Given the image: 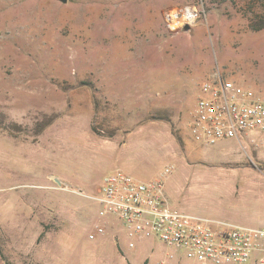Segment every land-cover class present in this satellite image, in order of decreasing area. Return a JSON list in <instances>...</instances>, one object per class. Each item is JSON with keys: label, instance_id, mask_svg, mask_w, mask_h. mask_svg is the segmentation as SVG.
Returning a JSON list of instances; mask_svg holds the SVG:
<instances>
[{"label": "rangeland", "instance_id": "obj_1", "mask_svg": "<svg viewBox=\"0 0 264 264\" xmlns=\"http://www.w3.org/2000/svg\"><path fill=\"white\" fill-rule=\"evenodd\" d=\"M174 9L201 18L172 31L166 13ZM259 20L264 0H0V264L190 261L155 237L131 239L116 216L100 217L93 197L118 170L147 183L174 165L164 179L171 208L262 225L254 190L264 187V164L258 171L251 163L264 162V149L248 140L247 152L237 141L231 147L256 173L238 191L223 174L220 142H197L189 130L200 85L218 70L264 97V29H252ZM133 130L125 160L79 153L88 131ZM164 144L186 147L184 163ZM98 225L106 234L89 239Z\"/></svg>", "mask_w": 264, "mask_h": 264}, {"label": "built area", "instance_id": "obj_2", "mask_svg": "<svg viewBox=\"0 0 264 264\" xmlns=\"http://www.w3.org/2000/svg\"><path fill=\"white\" fill-rule=\"evenodd\" d=\"M200 18L194 9L166 13L172 31L197 25ZM189 127L194 140L206 145L236 139L246 152L244 140L264 149V97L218 70L201 83ZM172 170L173 166L165 168L159 178L147 183L120 170L105 175L99 195L93 197L101 205L100 217L116 216L131 239L155 237L197 264L247 263L254 258L264 264V228L192 215L169 206L164 179ZM105 234L106 229L98 225L89 239Z\"/></svg>", "mask_w": 264, "mask_h": 264}, {"label": "crops", "instance_id": "obj_3", "mask_svg": "<svg viewBox=\"0 0 264 264\" xmlns=\"http://www.w3.org/2000/svg\"><path fill=\"white\" fill-rule=\"evenodd\" d=\"M142 128H143V126L138 129L139 132H148L147 130H144ZM189 130H190V127H189ZM137 131L133 130L129 134H127L126 136H122V135L118 134V135H110L108 137H99L97 135H93L91 132L88 131L83 137L84 139L85 138L87 139V143L82 142V144L80 146V141H78L79 153L84 158H88L89 160H97L98 162L102 159L105 162H114V161L125 160V155L123 153H124V150L127 148L128 138L131 135H134ZM149 133H152V132H149ZM152 134L155 135V133H152ZM144 137L145 136L140 135V138H144ZM84 139H82V140H84ZM235 141H237V140L231 139V140L221 141L219 143L217 150L219 151V153L221 155L228 157V161H226V163L223 164V174L225 175L226 180L230 181V183L234 186V188L239 191L241 184H246V183L253 184L252 182L255 179L256 173L254 171H252L253 169L251 167L245 168V166L243 164H241V162H239L236 158H234L231 147L233 146V144H236ZM164 145L166 147L165 154H168V156L171 159H181L182 162L184 163V160H185L184 154L186 151V147H184L183 152H181L180 150L174 149V145H172V149H169L168 145H166V144H164ZM184 146H185V143H184ZM102 147L106 149V152L103 154H101L99 152V150ZM263 164H264V162L259 163L255 166L251 163L252 167L258 171L263 170V168L261 167V165H263ZM170 166H173V169H174V165H168L165 168L170 167ZM126 174H128V173H126ZM102 180H103V178H102ZM254 191L258 193V195H256V197H258V201L261 203V207L264 211V187H262V185H260V187L256 188ZM191 211L195 212V213H200V214L213 215V211H211L210 209L193 208V209H191ZM192 215H194V214H192ZM261 224L262 225H260L259 227H254V228H264V219L262 220ZM248 227H250V226H248ZM191 262H192L191 260L190 261H184L182 264H192Z\"/></svg>", "mask_w": 264, "mask_h": 264}, {"label": "trees", "instance_id": "obj_4", "mask_svg": "<svg viewBox=\"0 0 264 264\" xmlns=\"http://www.w3.org/2000/svg\"><path fill=\"white\" fill-rule=\"evenodd\" d=\"M252 29L254 31H260V30L264 29V20H259L257 22H254L252 24ZM2 257H3L4 260H7L4 254H2ZM7 264H11V263L7 262Z\"/></svg>", "mask_w": 264, "mask_h": 264}, {"label": "water", "instance_id": "obj_5", "mask_svg": "<svg viewBox=\"0 0 264 264\" xmlns=\"http://www.w3.org/2000/svg\"><path fill=\"white\" fill-rule=\"evenodd\" d=\"M59 1H61V2H63V3H66L68 0H59ZM191 29V27L189 26V25H186L185 27H184V30L185 31H189ZM60 184H61V182H59Z\"/></svg>", "mask_w": 264, "mask_h": 264}]
</instances>
